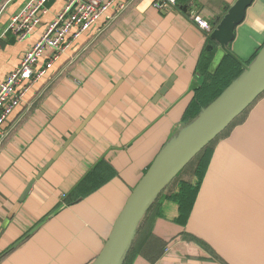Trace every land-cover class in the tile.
<instances>
[{"label": "crops", "instance_id": "0c3cea01", "mask_svg": "<svg viewBox=\"0 0 264 264\" xmlns=\"http://www.w3.org/2000/svg\"><path fill=\"white\" fill-rule=\"evenodd\" d=\"M26 1L0 0V33ZM109 1L108 12L66 52L55 58L46 51L35 68L45 74L4 124L0 264H93L135 187L187 126L183 115L205 81L197 72L203 53L214 52L211 74L225 55L244 72L264 46V0H247L227 52L213 36L243 0H178L190 13L177 5L159 10L155 4L163 0ZM67 2L50 0L24 41L12 33L1 41L0 83ZM195 15L210 31L193 21ZM170 81L171 88L157 97ZM211 151L187 224L176 223L179 205L165 196L178 193L179 183H197L196 160L151 206L152 222L146 221L149 209L129 251L138 249L132 264H264V93ZM98 167V181L106 183L60 208Z\"/></svg>", "mask_w": 264, "mask_h": 264}, {"label": "water", "instance_id": "95a60500", "mask_svg": "<svg viewBox=\"0 0 264 264\" xmlns=\"http://www.w3.org/2000/svg\"><path fill=\"white\" fill-rule=\"evenodd\" d=\"M247 0L232 10L213 37L227 52L226 45L234 38V28L240 22ZM185 11V9H184ZM168 82L159 92L166 94ZM264 93V46L250 66L215 101L160 152L139 184L133 190L98 258L93 264H124L137 232L151 206L178 174L231 123L244 113ZM52 163L37 176L39 179ZM33 180L23 197L30 192Z\"/></svg>", "mask_w": 264, "mask_h": 264}, {"label": "built area", "instance_id": "2783aa9c", "mask_svg": "<svg viewBox=\"0 0 264 264\" xmlns=\"http://www.w3.org/2000/svg\"><path fill=\"white\" fill-rule=\"evenodd\" d=\"M49 1L27 0L0 33V43L9 33L20 42L27 39L41 23L42 16L47 13ZM176 5V0H163L156 3L155 7L166 11ZM110 6L109 0H68L63 11L46 27L38 42L25 54L19 67L0 83V148L8 135L4 129L5 122L23 101L31 83L46 72H35L41 57L46 51H53L55 58L66 52L108 12ZM124 8L122 5L121 10ZM3 9L4 7L1 11ZM192 18L201 29L210 31L207 21L196 15Z\"/></svg>", "mask_w": 264, "mask_h": 264}, {"label": "trees", "instance_id": "16d2710c", "mask_svg": "<svg viewBox=\"0 0 264 264\" xmlns=\"http://www.w3.org/2000/svg\"><path fill=\"white\" fill-rule=\"evenodd\" d=\"M176 1H177V8L180 9V11H182L184 13V8L186 7L187 12L190 13L188 5H184V6L180 5L179 6L178 0H176ZM213 54H214L213 51L212 52L205 51L201 57L200 66L198 67L197 72L199 75H201L204 78L205 81H204L202 86H200L194 90L195 96H194L192 102L190 103V105L187 107V109L183 115L182 121H183V123H185L187 125H189L191 122H193L194 119L197 118L201 114V111L204 108H207L213 101H215L243 73L242 65L238 61H236L235 59L230 57L229 55H225L223 60L221 61L220 65L216 69V71L213 74H211L209 71V66H210L211 61L213 59ZM256 55H255V57H256ZM249 63L250 62H248L247 64H249ZM207 79L211 80V82L209 84H206ZM246 111H244V113ZM215 140H213L205 149H203L189 163V165H190L192 162H194V160L198 161V166H197V169L195 171V175L197 177V183L194 185L187 183V182L179 183V192L178 193L170 195V196L164 195L165 198L169 199L170 201H174L175 203H177L179 205L180 217L176 221V223L181 225V226H185L187 224L190 216H191V212H192L193 207L195 205V201L197 199L200 187L202 185L203 179H204V177L207 173L208 167H209L211 154H212L211 147H212V144L215 142ZM102 165H103V161H101V166ZM99 168L100 167H98L97 169H94L93 172H91L87 177H85L75 187V189L69 195H67L66 199H64L62 204L60 205V208L62 206L68 207V206H71L73 204L78 203L80 200H82L84 197H86L89 193H91L92 191L94 192L95 190H97L98 188H100L101 186H103L106 183L107 179H103V177L100 179L102 181H100V182L98 181V178H97L98 172L97 171ZM180 173L178 174V176L180 175ZM178 176L172 182L177 180ZM90 177L92 179L91 181H93L94 184L93 185L90 184V188L88 189V181H89ZM154 212H156L155 206H153L151 208V210H150V217L151 218L150 217L147 218V220H146L147 222L148 221L152 222V219L155 218L152 216V214ZM150 234H151L150 238L152 240L158 241L155 234H153V233H150ZM181 237H183V238L188 237V234L184 233L181 235ZM159 245L162 246V248H165V246H166V244L163 243L162 240H159ZM137 253H138V249L135 246V248H133V250H131V252L129 253L124 264H132V261H133L134 257L137 255Z\"/></svg>", "mask_w": 264, "mask_h": 264}, {"label": "rangeland", "instance_id": "374dc122", "mask_svg": "<svg viewBox=\"0 0 264 264\" xmlns=\"http://www.w3.org/2000/svg\"><path fill=\"white\" fill-rule=\"evenodd\" d=\"M194 162H195V160H194ZM123 211V210H122ZM118 220V219H117Z\"/></svg>", "mask_w": 264, "mask_h": 264}]
</instances>
